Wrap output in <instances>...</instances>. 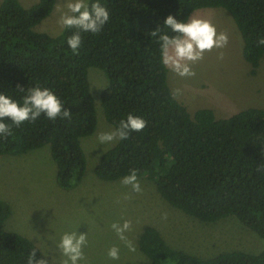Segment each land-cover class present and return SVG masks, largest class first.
Returning <instances> with one entry per match:
<instances>
[{"label": "trees", "instance_id": "16d2710c", "mask_svg": "<svg viewBox=\"0 0 264 264\" xmlns=\"http://www.w3.org/2000/svg\"><path fill=\"white\" fill-rule=\"evenodd\" d=\"M97 0H89V3ZM110 19L98 34L81 32L82 46L73 53L68 38L36 27L53 13L57 0H39L26 8L20 0L0 4V94L22 103L29 88H48L72 112L55 121L41 115L34 123L13 125L0 137L1 156H22L48 146L57 167V184L77 188L87 170L82 139L97 129V108L89 70L104 72L108 85L101 96L107 122L116 128L129 114L147 126L105 152L96 176L114 182L130 170L156 185L173 208L204 222L234 218L264 239V108H248L228 118L211 109L191 114L172 98L169 69L161 62L158 38L150 33L164 27L172 15L180 22L204 9L222 8L234 19L243 39V55L255 74L264 60V0H99ZM21 86L18 88L17 86ZM5 123L11 124L10 120ZM260 169V170H258ZM0 199V264H28L40 248L29 238L4 229L11 216ZM152 264H264L260 253L230 251L203 259L170 247L161 233L146 227L139 240Z\"/></svg>", "mask_w": 264, "mask_h": 264}, {"label": "rangeland", "instance_id": "374dc122", "mask_svg": "<svg viewBox=\"0 0 264 264\" xmlns=\"http://www.w3.org/2000/svg\"><path fill=\"white\" fill-rule=\"evenodd\" d=\"M3 0H0V4ZM29 8L39 0H20ZM65 0H57L49 18L36 27L37 32L57 36L64 29L58 21L67 11ZM198 18L210 20L218 33L226 32L229 43L224 49H213L204 59L192 65L195 77L181 78L169 69L168 80L173 90L180 89L177 100L191 114L211 109L217 118H228L248 108H264V60L253 74L243 55V39L233 17L222 8L195 12ZM224 59H218L219 52ZM89 80L97 108L96 132L82 139L87 157V170L82 183L66 191L57 184V167L48 146L22 156L0 157V199L11 206V216L4 224L8 232L21 234L36 244L48 264H63L66 259L58 248L65 233L87 235L83 248L85 259L79 264H152L140 250L139 240L146 227L157 229L173 249L209 259L221 253L244 251L260 253L264 239L234 218L217 223L198 221L173 208L158 193L156 185L139 178L142 191L132 192L122 179L106 182L95 174L101 156L118 142L101 145L100 132L114 129L104 115L101 96L108 85L103 71L89 70ZM131 198L125 200L124 196ZM167 213V220L162 219ZM132 221L126 232L136 247L130 252L112 230L113 223ZM119 248V259L108 257V250Z\"/></svg>", "mask_w": 264, "mask_h": 264}, {"label": "clouds", "instance_id": "9594fccd", "mask_svg": "<svg viewBox=\"0 0 264 264\" xmlns=\"http://www.w3.org/2000/svg\"><path fill=\"white\" fill-rule=\"evenodd\" d=\"M63 6L67 11L60 16L58 23L62 28L76 29L68 38L67 44L73 53L78 54L82 46L81 32L98 34L109 21L110 13L99 3V0L91 4L89 0H65ZM164 27L171 29L175 35H168L162 31V28H157L150 35L158 38L163 66L181 78L195 77L196 72L192 65L203 60L206 52H211L213 49H224L229 43V36L226 32L218 33L210 20L198 18L194 14L184 22L169 15L164 21ZM256 43L257 46L264 45V37L258 39ZM218 59H224L222 51L218 53ZM17 87L21 88L19 85ZM21 91H23L22 88ZM180 95H182L180 89L173 90V99ZM42 114L53 121L61 117L71 119L72 116L71 110L64 108L61 100L48 88L39 86L29 88L22 103L6 94H0V137L7 139L13 134V125L20 127L25 122L34 123ZM5 120H10L11 124L5 123ZM146 126L147 122L143 118L129 114L113 130L100 132L97 139L101 145L117 140H127L132 132H140ZM121 182L124 186L130 187L132 192L142 191L135 169L130 170ZM130 198V195L124 196L125 200ZM162 219L167 220V213L163 214ZM111 228L119 239L125 242L130 252L136 251L135 245L125 235L132 229L131 220H125L123 224L113 223ZM86 244L87 235L77 232L65 233L58 245L62 255L66 257L63 264H79L84 260L83 248ZM119 251L118 247L113 246L108 250L107 255L112 260H118ZM28 264H48V261L46 259L37 260L36 251H33Z\"/></svg>", "mask_w": 264, "mask_h": 264}]
</instances>
